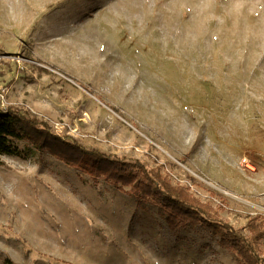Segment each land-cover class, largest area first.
Returning a JSON list of instances; mask_svg holds the SVG:
<instances>
[{
  "label": "rangeland",
  "instance_id": "rangeland-1",
  "mask_svg": "<svg viewBox=\"0 0 264 264\" xmlns=\"http://www.w3.org/2000/svg\"><path fill=\"white\" fill-rule=\"evenodd\" d=\"M6 108L159 169L248 235L264 211V0H0ZM14 144L0 264H237L206 227L172 229L128 186Z\"/></svg>",
  "mask_w": 264,
  "mask_h": 264
},
{
  "label": "trees",
  "instance_id": "trees-1",
  "mask_svg": "<svg viewBox=\"0 0 264 264\" xmlns=\"http://www.w3.org/2000/svg\"><path fill=\"white\" fill-rule=\"evenodd\" d=\"M15 140H25L37 150L46 151L70 167L91 176L103 178L119 189L128 186L139 206L157 208L172 229L201 225L219 237L237 264H262L256 243L264 238V216L252 215L246 227L248 235L222 219L208 202L197 198L188 186L173 183L156 168H147L139 160L128 162L99 149H88L69 137L54 134L45 121L29 112L0 109V155L17 152Z\"/></svg>",
  "mask_w": 264,
  "mask_h": 264
},
{
  "label": "built area",
  "instance_id": "built-area-1",
  "mask_svg": "<svg viewBox=\"0 0 264 264\" xmlns=\"http://www.w3.org/2000/svg\"><path fill=\"white\" fill-rule=\"evenodd\" d=\"M262 215L264 216V211H263V214Z\"/></svg>",
  "mask_w": 264,
  "mask_h": 264
},
{
  "label": "bare ground",
  "instance_id": "bare-ground-1",
  "mask_svg": "<svg viewBox=\"0 0 264 264\" xmlns=\"http://www.w3.org/2000/svg\"><path fill=\"white\" fill-rule=\"evenodd\" d=\"M156 33V32H155ZM249 167H251V166H249Z\"/></svg>",
  "mask_w": 264,
  "mask_h": 264
}]
</instances>
